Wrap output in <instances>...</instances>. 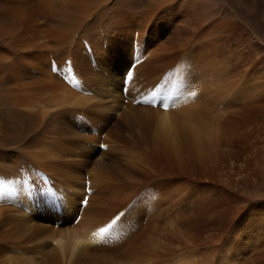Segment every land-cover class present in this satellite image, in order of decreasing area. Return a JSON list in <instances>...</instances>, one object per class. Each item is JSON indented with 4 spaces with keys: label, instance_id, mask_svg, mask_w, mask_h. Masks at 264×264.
Segmentation results:
<instances>
[{
    "label": "bare ground",
    "instance_id": "bare-ground-1",
    "mask_svg": "<svg viewBox=\"0 0 264 264\" xmlns=\"http://www.w3.org/2000/svg\"><path fill=\"white\" fill-rule=\"evenodd\" d=\"M6 3L0 264H264V0Z\"/></svg>",
    "mask_w": 264,
    "mask_h": 264
},
{
    "label": "rangeland",
    "instance_id": "rangeland-1",
    "mask_svg": "<svg viewBox=\"0 0 264 264\" xmlns=\"http://www.w3.org/2000/svg\"><path fill=\"white\" fill-rule=\"evenodd\" d=\"M5 1H7L6 4H9V6H12L14 4H16V6H19L18 8H19V15H20L22 11L23 12L26 11L25 9H23L21 7H23L27 3L26 8L28 9V7L34 6L38 0H0V2H5ZM25 14H26V12H25ZM25 14L23 13V19H22L23 24H22V27L19 29V33L17 34V36H15L16 37L15 39L10 37V36H0V113H1L2 118H3L1 124L7 123V120L9 122L14 121V118L11 117V114L8 111V109H10V105H8L7 99L5 98V96L8 97V96L16 95V94L20 93V90L18 89L20 84L18 83L17 79L11 78V75L13 74V76L20 79V83H21V81L25 78L23 75V71L26 68L31 67V65H34L36 62H40V59L38 60L39 56L37 54V51H35V53H34V51H32V50H34L33 48L28 49L29 46L37 44L36 41L29 42L28 48L23 49V50L20 49L19 46L16 47L15 43H17L18 41H12V40H17V37L20 38L23 36V34H22L23 32H21V31H23L24 26H25L24 25V23H25L24 18L29 17V16H27L29 14V11L27 12L26 15ZM114 17H116V16L114 15ZM110 22L111 21H108V23H110ZM8 27L9 26H1L0 30L1 31L6 30V32H7L8 31L7 29L10 28V27L9 28ZM4 39H6V40H4ZM8 43H9V45H8ZM19 43L20 42H18L17 44H19ZM14 46L17 49H19L20 51H18ZM13 72H15V73H13ZM29 77H30V74H29ZM7 114H9V115H7ZM11 125L14 126L15 124L11 123ZM3 126L5 127L7 125L4 124Z\"/></svg>",
    "mask_w": 264,
    "mask_h": 264
},
{
    "label": "snow or ice",
    "instance_id": "snow-or-ice-1",
    "mask_svg": "<svg viewBox=\"0 0 264 264\" xmlns=\"http://www.w3.org/2000/svg\"><path fill=\"white\" fill-rule=\"evenodd\" d=\"M70 71V70H69ZM105 231V229H101V232Z\"/></svg>",
    "mask_w": 264,
    "mask_h": 264
}]
</instances>
